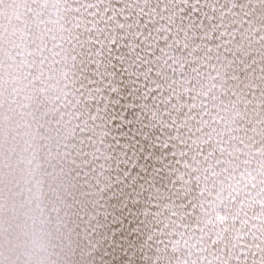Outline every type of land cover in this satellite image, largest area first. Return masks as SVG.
<instances>
[{
    "label": "snow or ice",
    "instance_id": "1",
    "mask_svg": "<svg viewBox=\"0 0 264 264\" xmlns=\"http://www.w3.org/2000/svg\"><path fill=\"white\" fill-rule=\"evenodd\" d=\"M0 264H264V0H0Z\"/></svg>",
    "mask_w": 264,
    "mask_h": 264
}]
</instances>
